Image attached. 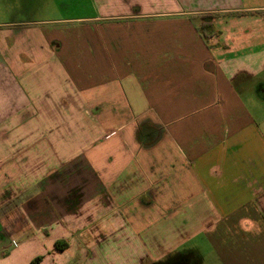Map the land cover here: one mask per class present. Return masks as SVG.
<instances>
[{"label":"crops","instance_id":"obj_1","mask_svg":"<svg viewBox=\"0 0 264 264\" xmlns=\"http://www.w3.org/2000/svg\"><path fill=\"white\" fill-rule=\"evenodd\" d=\"M88 3L0 0V264H264V0Z\"/></svg>","mask_w":264,"mask_h":264},{"label":"rangeland","instance_id":"obj_2","mask_svg":"<svg viewBox=\"0 0 264 264\" xmlns=\"http://www.w3.org/2000/svg\"><path fill=\"white\" fill-rule=\"evenodd\" d=\"M7 1L17 2V7H19L16 8L13 14L7 13V15H14L20 18L34 19L37 21L77 17L90 13L89 0ZM254 79L260 82L258 84L247 83L245 90H241L239 93L244 102V107L247 109L249 115L259 122L260 130L264 135V70L257 73ZM247 82H251V80L248 79ZM260 91H262V93H260Z\"/></svg>","mask_w":264,"mask_h":264},{"label":"trees","instance_id":"obj_3","mask_svg":"<svg viewBox=\"0 0 264 264\" xmlns=\"http://www.w3.org/2000/svg\"><path fill=\"white\" fill-rule=\"evenodd\" d=\"M202 22L198 24L197 30L199 31L201 38L208 42L210 38L218 34V31L215 29L214 25L208 21V16H203Z\"/></svg>","mask_w":264,"mask_h":264}]
</instances>
